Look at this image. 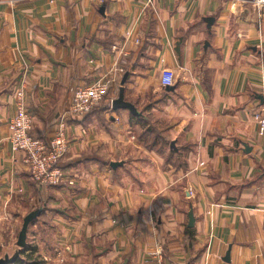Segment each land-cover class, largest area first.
<instances>
[{
    "label": "crops",
    "instance_id": "obj_1",
    "mask_svg": "<svg viewBox=\"0 0 264 264\" xmlns=\"http://www.w3.org/2000/svg\"><path fill=\"white\" fill-rule=\"evenodd\" d=\"M106 75L98 107L68 119L69 181L40 185L9 138L17 92L49 139L74 89ZM121 92L130 107L113 106ZM263 108L252 0H0V238L39 210L27 237L48 231L69 264H145L157 250L164 264H264Z\"/></svg>",
    "mask_w": 264,
    "mask_h": 264
},
{
    "label": "built area",
    "instance_id": "obj_2",
    "mask_svg": "<svg viewBox=\"0 0 264 264\" xmlns=\"http://www.w3.org/2000/svg\"><path fill=\"white\" fill-rule=\"evenodd\" d=\"M258 9H264V0H252ZM173 69L164 68L160 76V85L164 88L176 84ZM114 79L103 76L92 83L79 85L71 95L66 110L60 115L55 133L49 139L33 135V117L23 101V90L17 92V109L9 121V138L14 151L24 152V162L32 178L40 185H59L67 179L65 170L60 166L61 159L70 148L67 135L68 119H81L94 110L103 101L113 86ZM261 134L264 135V108L254 113ZM71 182V181H70ZM145 264H164L160 250H157Z\"/></svg>",
    "mask_w": 264,
    "mask_h": 264
},
{
    "label": "rangeland",
    "instance_id": "obj_3",
    "mask_svg": "<svg viewBox=\"0 0 264 264\" xmlns=\"http://www.w3.org/2000/svg\"><path fill=\"white\" fill-rule=\"evenodd\" d=\"M20 228L21 226L19 227V230L16 231L12 236L5 234L0 238V259L12 258L15 252L18 251L19 246L17 241L19 238V231L21 230ZM34 231H29L28 237L26 239V242L29 243L30 247L34 245L37 246L34 257L40 256L43 264H69L68 251H65L61 248L60 250L57 249V251H55L44 246L41 237L45 236V233H49L48 231L43 230L42 232H40L39 237H37Z\"/></svg>",
    "mask_w": 264,
    "mask_h": 264
},
{
    "label": "trees",
    "instance_id": "obj_4",
    "mask_svg": "<svg viewBox=\"0 0 264 264\" xmlns=\"http://www.w3.org/2000/svg\"><path fill=\"white\" fill-rule=\"evenodd\" d=\"M152 131H149L154 134V139L151 141V144L155 147H162L165 146L164 142L161 141V134L157 129L150 128ZM143 133L146 134V131ZM37 250V246H26L23 250L22 257H19L17 260L13 261L11 264H43V261L41 260L40 256L34 257V253Z\"/></svg>",
    "mask_w": 264,
    "mask_h": 264
},
{
    "label": "water",
    "instance_id": "obj_5",
    "mask_svg": "<svg viewBox=\"0 0 264 264\" xmlns=\"http://www.w3.org/2000/svg\"><path fill=\"white\" fill-rule=\"evenodd\" d=\"M174 86V85H173ZM173 86H168L166 88H172ZM113 106L114 107H121V106H126V107H130V103L124 101V92H121L120 96L118 97V99H116L114 102H113ZM39 211V210H38ZM38 211H35L33 214L29 215L26 219H25V222H24V225H23V228L20 232V235H19V240H18V243L19 245L21 246H25L26 245V238H27V231H28V226H29V222L31 220V218L36 215L37 213H39ZM229 255H230V252H228L227 254V257H226V260H230L229 259ZM19 257L16 256V257H12V258H9V259H0V264H11L13 261L17 260Z\"/></svg>",
    "mask_w": 264,
    "mask_h": 264
}]
</instances>
